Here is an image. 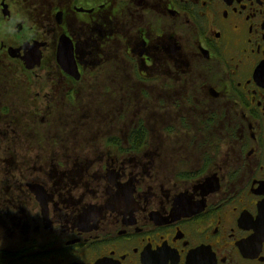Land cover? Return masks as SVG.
<instances>
[{
	"label": "flooded vegetation",
	"instance_id": "1",
	"mask_svg": "<svg viewBox=\"0 0 264 264\" xmlns=\"http://www.w3.org/2000/svg\"><path fill=\"white\" fill-rule=\"evenodd\" d=\"M0 264H264V0H0Z\"/></svg>",
	"mask_w": 264,
	"mask_h": 264
},
{
	"label": "water",
	"instance_id": "2",
	"mask_svg": "<svg viewBox=\"0 0 264 264\" xmlns=\"http://www.w3.org/2000/svg\"><path fill=\"white\" fill-rule=\"evenodd\" d=\"M30 51L29 52V55H30V60L29 59H26V66H31V67H34L35 64H37L38 62L41 61V55L39 53V51L35 50V48H30ZM33 53V55H32ZM23 60H25V58H23Z\"/></svg>",
	"mask_w": 264,
	"mask_h": 264
}]
</instances>
